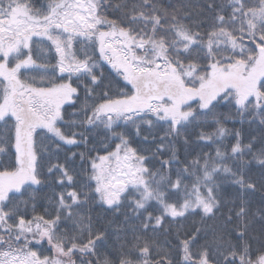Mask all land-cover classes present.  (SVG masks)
<instances>
[{"label": "snow or ice", "instance_id": "snow-or-ice-1", "mask_svg": "<svg viewBox=\"0 0 264 264\" xmlns=\"http://www.w3.org/2000/svg\"><path fill=\"white\" fill-rule=\"evenodd\" d=\"M105 7L104 0H50L42 9L31 0H0V122L14 120L15 132L14 145L0 141V154L12 158L10 167L0 170V264H76L77 256L81 264H152L153 244L139 233L155 231L168 218H214L221 208V176L256 191L242 171L247 165L238 160L252 153L253 144L230 133L224 126L229 118L217 110L233 107L237 115L264 125V0L254 5L230 0L227 13L221 9L196 24L152 0H141L119 21L109 19ZM74 44L90 51L78 55ZM57 74L68 82L54 83ZM113 74L127 90L113 89ZM81 88L85 102L71 115L82 118L65 121V105L77 107ZM208 118L214 131L199 132L195 143L215 147L181 160L169 138ZM163 124L167 134L152 155L142 154L145 150L119 131L132 126L139 135L142 126L151 130ZM97 129L105 138L99 150L94 144L89 148L94 156L72 152L64 163L49 162L45 171L40 132L50 134L59 153L61 145L92 143ZM229 135L236 140L230 147L223 143ZM183 143L192 141L185 137ZM77 156L90 165L83 186L72 166ZM163 156L167 159H157ZM254 158L264 167V148ZM53 185L62 191L54 193L51 211L35 214L29 189ZM26 195L28 200L19 199ZM97 198L113 212L131 209L124 213L126 224L140 220L111 258L98 255L108 233L82 211ZM230 212L225 223L235 217V241L221 236L213 253L207 245L194 250L196 236H191L178 243V264H264V242L253 248L249 240L247 201ZM157 254L156 264H174L169 253Z\"/></svg>", "mask_w": 264, "mask_h": 264}, {"label": "trees", "instance_id": "trees-1", "mask_svg": "<svg viewBox=\"0 0 264 264\" xmlns=\"http://www.w3.org/2000/svg\"><path fill=\"white\" fill-rule=\"evenodd\" d=\"M34 6L38 9H42V6L49 3L50 0H31ZM141 0H104L106 7L104 8V13L109 19L114 20H123L126 19V14L130 13L132 8L136 5H139ZM159 7L168 10L169 12L176 11L182 16L187 17L185 20L186 23L196 24L200 21L210 20L221 9L225 13L229 11L228 5L230 0H152ZM251 4H255L256 0H250ZM214 3L216 5L215 11L208 9V4ZM119 6V7H117ZM200 30V29H197ZM45 50L47 45L43 46ZM37 57L36 47L33 48V58ZM55 61H53L54 63ZM104 72L106 75H109L110 69L104 67ZM30 75H37V73H29ZM27 75V74H26ZM110 79L113 81V89H124L123 82H117L119 78H116L113 75L110 76ZM54 83L68 82L66 76L61 78L59 74L52 77ZM87 84V80L83 81ZM108 83V81H106ZM42 86H49L44 84ZM73 86H77V82L73 79ZM85 102V93L83 88L80 89V99L77 101L76 108H70L65 105V121L70 120H79L82 116H73V112L79 111V108ZM91 103V101H88ZM220 113H223L229 119L225 122V127L230 130V133H239V138L242 144H253L252 153H246L242 157H239L238 160L241 165L246 164V167L242 168L246 178L249 182L256 184V191H244L239 186L233 184L231 179L227 180L224 184H220L218 191V198L221 200L220 211L216 213L214 218L203 217L202 215H188L187 218H177L171 219L168 218L165 223L157 228L155 231L149 230L144 233H139L143 236L144 239L149 240L153 244L151 249L152 255L150 260L152 264H156V261L161 259V256L157 253H169L168 258L174 261V264H178L179 256L177 252V246L179 241L187 239L191 236H196L194 250H198L203 246L207 245L210 252H215L216 246L220 243V237L224 236L225 239H232L235 241V236L231 232V229L235 227V217L233 216V223L226 224L225 217L231 215L230 209L235 211L238 210V206L241 203V200L247 201L248 217L246 218L248 223V236L250 243L253 248H259L261 242H264V167L259 165V163L254 158L256 154L260 151L261 148H264V125H262L259 119H255L253 116L241 117L237 115V111L233 107H222L217 110ZM14 120H7L6 122H0V141H8L14 145ZM61 128H64V125H59ZM215 129V125L211 122V118H208L207 123H203L200 127L192 126L182 133L179 138L170 137L172 147L177 149L180 153V159L184 160L185 156L188 159H191L193 155L199 154L201 151L210 152L214 146L205 145L203 143H195L197 140V134L201 131L212 132ZM39 131V130H38ZM119 131L125 132L128 139L132 141V146L137 149H144L142 153L144 155H152L155 152L157 144L159 143V138L167 134L165 126H160L148 130L145 127H141L140 134H136L134 127L129 126L128 128H121ZM91 137H95V140L85 146L79 148L72 147L66 148L61 145V151L55 153L54 149L56 147L55 142L50 138L49 134L40 132L38 137V143L42 149V155L45 156L43 161L45 165V171L49 164L56 163L57 158L58 162L64 163L65 156H71L72 152L85 153L87 156H94L96 153H89V148L93 147V144L99 150L102 147L100 141H103L105 138V133L103 129H97L91 133ZM144 137H148L151 141L155 138L156 143H146ZM185 137H188L192 143L185 145L183 140ZM226 146L234 145L236 140L232 135H229L225 140ZM118 143V141H117ZM167 143V142H166ZM14 151V149H13ZM191 153V155H189ZM100 154H103L102 152ZM157 159H167L166 156L157 157ZM12 163V158L10 155L0 154V170L3 167H10ZM153 163L156 167H159V164L154 160ZM229 166H232V162L229 161ZM73 168L78 174L77 179L81 186L88 183L87 177L89 175L90 165L85 160L82 161L79 156H77L73 161ZM149 167H152L150 164ZM51 179V178H49ZM87 190V189H85ZM62 189L55 187L54 185L49 186H36L32 189H29V192L35 196V199L32 201L36 205L35 214H43L45 209L51 211L50 204L54 203V193L60 192ZM19 199L28 200L29 197L23 196ZM19 199L17 202H19ZM23 208V205H21ZM28 211L31 213L32 209L29 207ZM86 212L87 215H90L92 218V223L97 228H103L108 233L107 246L101 248L98 255L100 256H109L113 252L119 250L120 244L123 242L122 237L127 236L131 239V226H138L140 220L130 218L129 222L125 223V214L130 212L131 209L123 208L120 212H113L107 206L102 205L99 202V199L91 200L87 205L86 209L82 210ZM152 212V209H149ZM158 212H153V215H158ZM147 215V213L145 214ZM197 229H201L197 233ZM47 248V245H45ZM51 255V253H45ZM76 259V264H81L80 257H74ZM87 259L91 260L92 257Z\"/></svg>", "mask_w": 264, "mask_h": 264}, {"label": "rangeland", "instance_id": "rangeland-1", "mask_svg": "<svg viewBox=\"0 0 264 264\" xmlns=\"http://www.w3.org/2000/svg\"><path fill=\"white\" fill-rule=\"evenodd\" d=\"M46 45V44H45ZM44 46V45H43ZM74 49L75 50H77V54L79 55L80 54V51L81 50H88V51H90V49H87L86 48V45H83V44H81V45H76V44H74ZM194 107H195V104L193 105ZM160 126H162V125H158V126H156V127H154V128H157V127H160ZM163 126H165V130H166V132H167V125L166 124H163ZM50 135V134H49ZM166 142H168V141H166ZM223 143L225 144V141H223ZM214 146V145H213ZM215 147V146H214ZM229 179H231V178H225V177H223V176H221V177H219L218 178V183L219 184H224L227 180H229ZM34 187H36V186H34Z\"/></svg>", "mask_w": 264, "mask_h": 264}]
</instances>
